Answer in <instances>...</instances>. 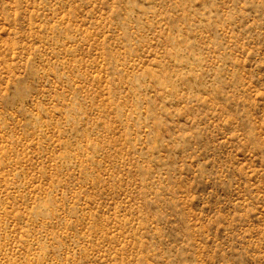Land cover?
Wrapping results in <instances>:
<instances>
[{
    "label": "rangeland",
    "instance_id": "obj_1",
    "mask_svg": "<svg viewBox=\"0 0 264 264\" xmlns=\"http://www.w3.org/2000/svg\"><path fill=\"white\" fill-rule=\"evenodd\" d=\"M0 264H264V0H0Z\"/></svg>",
    "mask_w": 264,
    "mask_h": 264
}]
</instances>
